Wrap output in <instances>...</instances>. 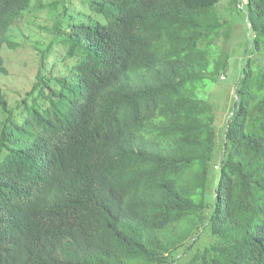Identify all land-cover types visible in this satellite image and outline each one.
<instances>
[{"label": "trees", "instance_id": "16d2710c", "mask_svg": "<svg viewBox=\"0 0 264 264\" xmlns=\"http://www.w3.org/2000/svg\"><path fill=\"white\" fill-rule=\"evenodd\" d=\"M219 1L0 0V75L21 29L40 55L0 90V264H264V0L242 58Z\"/></svg>", "mask_w": 264, "mask_h": 264}, {"label": "rangeland", "instance_id": "374dc122", "mask_svg": "<svg viewBox=\"0 0 264 264\" xmlns=\"http://www.w3.org/2000/svg\"><path fill=\"white\" fill-rule=\"evenodd\" d=\"M50 1L52 0H34L33 5L36 6L39 3H48ZM245 1L246 0H220L215 7L220 19L226 21L225 30L230 32V38L227 41H225L223 36H220L218 50L219 48H223L227 54L230 56L233 54L232 57L237 58L243 57L245 51L249 48L251 39V33L247 24ZM29 18L25 19L24 17V20H28ZM13 26L14 25L11 26L8 35L12 33ZM33 31L34 32H31L33 34H30L29 31L26 32L21 29V34L19 32V36L12 34V41L20 45V40H22V45L15 47V49H9L5 45L1 49L4 65L9 74L0 75V90L3 92L8 106L11 108H14L16 102L21 99V96L31 89L38 70L40 55L34 47L35 43L39 40L35 35L38 30ZM59 55V52L51 53L50 57L59 58ZM55 64L57 67L62 68L59 63ZM46 67H48V69L50 68V61L46 63ZM230 70H234L233 64ZM226 77L227 79L225 80ZM220 80L225 81L223 84L221 82H219L218 85L211 84L210 88L205 92V96L207 95L211 102L219 98V107L222 106V108L218 109L215 113L216 123L219 122L222 116H228V112L232 106V99L236 98L232 88L233 75H222ZM222 127L223 123H220L219 130H221ZM213 184L214 179L211 181V187Z\"/></svg>", "mask_w": 264, "mask_h": 264}]
</instances>
